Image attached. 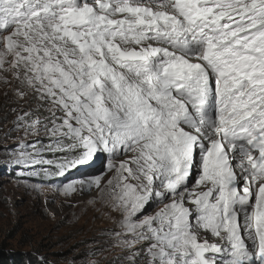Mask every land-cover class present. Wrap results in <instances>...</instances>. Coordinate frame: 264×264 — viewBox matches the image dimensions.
<instances>
[{"label":"snow or ice","instance_id":"snow-or-ice-1","mask_svg":"<svg viewBox=\"0 0 264 264\" xmlns=\"http://www.w3.org/2000/svg\"><path fill=\"white\" fill-rule=\"evenodd\" d=\"M0 83L5 163L98 166L60 190L123 264H264V0H0Z\"/></svg>","mask_w":264,"mask_h":264},{"label":"rangeland","instance_id":"rangeland-1","mask_svg":"<svg viewBox=\"0 0 264 264\" xmlns=\"http://www.w3.org/2000/svg\"><path fill=\"white\" fill-rule=\"evenodd\" d=\"M15 99L12 85L0 83V256H13L22 264H123L118 258L124 251L113 247L106 234L115 226L107 215L110 209L99 199L90 203L98 197L97 190L71 195L60 190L85 172L98 171V166L45 178L18 175L31 169L5 163V149L14 148L20 135L11 132L5 138L15 119L10 109L20 107ZM208 239L220 243L210 234Z\"/></svg>","mask_w":264,"mask_h":264},{"label":"trees","instance_id":"trees-1","mask_svg":"<svg viewBox=\"0 0 264 264\" xmlns=\"http://www.w3.org/2000/svg\"><path fill=\"white\" fill-rule=\"evenodd\" d=\"M23 263V262H22ZM20 260H16L13 256H0V264H22Z\"/></svg>","mask_w":264,"mask_h":264}]
</instances>
